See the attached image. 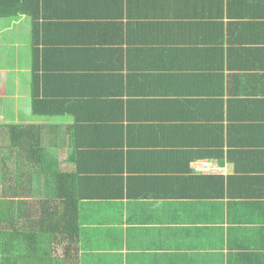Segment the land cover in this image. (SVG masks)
I'll return each mask as SVG.
<instances>
[{
  "label": "crops",
  "instance_id": "0c3cea01",
  "mask_svg": "<svg viewBox=\"0 0 264 264\" xmlns=\"http://www.w3.org/2000/svg\"><path fill=\"white\" fill-rule=\"evenodd\" d=\"M6 124L79 198L70 241L24 176L20 264H264V0H0Z\"/></svg>",
  "mask_w": 264,
  "mask_h": 264
},
{
  "label": "trees",
  "instance_id": "16d2710c",
  "mask_svg": "<svg viewBox=\"0 0 264 264\" xmlns=\"http://www.w3.org/2000/svg\"><path fill=\"white\" fill-rule=\"evenodd\" d=\"M34 32L36 35V22H34ZM36 57H38V52L35 49L34 59ZM33 67L35 71L36 65ZM33 98L35 103L37 101L35 84ZM5 139H7L6 143L4 142ZM56 153L55 155L50 144L45 143L41 126L36 127L32 124L28 126L23 124L0 125V174L3 178V184L7 185V192L13 193V196H6L5 192L4 197H0V264H20L19 257L22 255V251L26 254L24 250L25 240L23 239L24 242H22L21 235L33 236L32 233L23 232L20 229L19 214L17 220V214L11 212V206H18L23 199L20 198V189L22 186L25 187L24 176L26 177L24 181L29 179L33 184L30 192L34 197L40 190L48 191L51 195H46V199L36 197L42 200L40 203L46 211L42 214L47 213L50 216V219L46 221L48 232L57 235L52 226L55 225L58 226V230L60 229L59 234L66 235L70 241L78 235L79 198L72 191L65 192L68 188V178L71 175L60 172V164L56 162L59 158L58 151ZM8 158H12L15 165L8 166L6 164V169H4V162ZM23 167H30L31 172L26 173L22 170L21 173ZM12 173H14V178L9 177ZM41 182H44L45 187L39 186ZM5 205L7 206L6 213ZM52 209L55 211H51ZM59 209L63 210L60 219ZM55 213L56 217H54Z\"/></svg>",
  "mask_w": 264,
  "mask_h": 264
},
{
  "label": "built area",
  "instance_id": "2783aa9c",
  "mask_svg": "<svg viewBox=\"0 0 264 264\" xmlns=\"http://www.w3.org/2000/svg\"><path fill=\"white\" fill-rule=\"evenodd\" d=\"M202 171L205 172H218L221 168L210 160H201Z\"/></svg>",
  "mask_w": 264,
  "mask_h": 264
},
{
  "label": "rangeland",
  "instance_id": "374dc122",
  "mask_svg": "<svg viewBox=\"0 0 264 264\" xmlns=\"http://www.w3.org/2000/svg\"><path fill=\"white\" fill-rule=\"evenodd\" d=\"M7 113H10L11 114V119H14V117L12 116L13 111L7 110ZM4 142L6 143L7 139H5ZM1 176L2 175L0 174V197L1 196L4 197V193L6 192V186L3 184Z\"/></svg>",
  "mask_w": 264,
  "mask_h": 264
}]
</instances>
